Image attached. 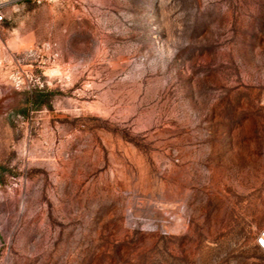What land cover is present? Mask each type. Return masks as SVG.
Segmentation results:
<instances>
[{
    "label": "rangeland",
    "instance_id": "rangeland-1",
    "mask_svg": "<svg viewBox=\"0 0 264 264\" xmlns=\"http://www.w3.org/2000/svg\"><path fill=\"white\" fill-rule=\"evenodd\" d=\"M0 264H264V0H4Z\"/></svg>",
    "mask_w": 264,
    "mask_h": 264
},
{
    "label": "built area",
    "instance_id": "built-area-1",
    "mask_svg": "<svg viewBox=\"0 0 264 264\" xmlns=\"http://www.w3.org/2000/svg\"><path fill=\"white\" fill-rule=\"evenodd\" d=\"M4 0H0V9L5 5ZM255 245L264 253V226H262L254 237Z\"/></svg>",
    "mask_w": 264,
    "mask_h": 264
}]
</instances>
